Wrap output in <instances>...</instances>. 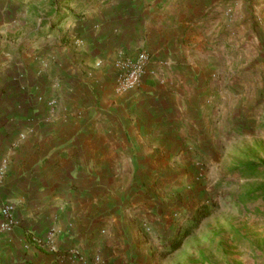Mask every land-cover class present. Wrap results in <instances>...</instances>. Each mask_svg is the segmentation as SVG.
Masks as SVG:
<instances>
[{"label": "crops", "instance_id": "crops-1", "mask_svg": "<svg viewBox=\"0 0 264 264\" xmlns=\"http://www.w3.org/2000/svg\"><path fill=\"white\" fill-rule=\"evenodd\" d=\"M54 2L46 18L44 0H0V212L14 205L18 223L0 232V264H144L142 190L214 135V38L238 1ZM142 51L147 77L118 94L120 58ZM51 233L56 253L34 244Z\"/></svg>", "mask_w": 264, "mask_h": 264}, {"label": "rangeland", "instance_id": "rangeland-1", "mask_svg": "<svg viewBox=\"0 0 264 264\" xmlns=\"http://www.w3.org/2000/svg\"><path fill=\"white\" fill-rule=\"evenodd\" d=\"M234 1L237 19L214 38L221 53L214 55L211 75L212 97L220 99L219 104L211 99L214 135H205L198 150L179 151L188 160L157 166L154 183L143 184L136 215L144 264H226L230 258L264 256V203L246 196L264 187V0ZM44 4L39 11L52 16L54 0ZM18 9L25 14L28 6ZM251 163L261 173L242 174ZM203 208L210 217L171 253L179 233Z\"/></svg>", "mask_w": 264, "mask_h": 264}, {"label": "built area", "instance_id": "built-area-1", "mask_svg": "<svg viewBox=\"0 0 264 264\" xmlns=\"http://www.w3.org/2000/svg\"><path fill=\"white\" fill-rule=\"evenodd\" d=\"M80 44V41H77V45ZM151 63V55L142 51L135 57H121L118 62L120 68L119 75L116 80L115 90L120 95H126L130 92L138 90L144 79L148 75V68ZM98 67L100 64L97 65ZM55 103L50 102L49 107H54ZM6 169L7 163L0 167V189L6 179ZM15 207L12 204H7L2 207L0 212V232L10 233L17 226L16 219L14 217ZM54 237L55 234L51 233L49 238L45 241H35V245L46 252L56 253L54 246ZM71 259L74 261H79L80 263H85L83 257L77 251L70 252ZM101 259L97 257L94 264H100Z\"/></svg>", "mask_w": 264, "mask_h": 264}, {"label": "trees", "instance_id": "trees-1", "mask_svg": "<svg viewBox=\"0 0 264 264\" xmlns=\"http://www.w3.org/2000/svg\"><path fill=\"white\" fill-rule=\"evenodd\" d=\"M262 165L264 167V163ZM261 169L262 168L260 167V165H256L254 163H251V164H248L247 166L243 167V171L241 173L246 175V176L252 177V176H256V174H258ZM261 174H263L262 176L264 177V170H262ZM246 196L251 201L253 199L252 197L254 196L255 200H262L264 203V187L259 189L258 191H252L251 193H249ZM210 215H211V212L209 209H206V208L201 209L196 214L193 225H190L185 231H183V233L182 232L179 233L176 241L173 243V245L171 247V253L178 251L181 248L183 242L189 236H191L199 228L201 222L203 220H205L206 218L210 217Z\"/></svg>", "mask_w": 264, "mask_h": 264}]
</instances>
